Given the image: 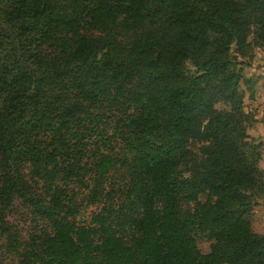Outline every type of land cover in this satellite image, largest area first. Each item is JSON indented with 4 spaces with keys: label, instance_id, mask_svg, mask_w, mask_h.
<instances>
[{
    "label": "trees",
    "instance_id": "16d2710c",
    "mask_svg": "<svg viewBox=\"0 0 264 264\" xmlns=\"http://www.w3.org/2000/svg\"><path fill=\"white\" fill-rule=\"evenodd\" d=\"M263 44L264 0H0L8 253L19 264H264L251 227L264 172L238 60ZM18 210L36 230L24 247Z\"/></svg>",
    "mask_w": 264,
    "mask_h": 264
},
{
    "label": "rangeland",
    "instance_id": "374dc122",
    "mask_svg": "<svg viewBox=\"0 0 264 264\" xmlns=\"http://www.w3.org/2000/svg\"><path fill=\"white\" fill-rule=\"evenodd\" d=\"M259 53V54H257ZM232 54L237 56V49L232 47ZM257 58L259 59L257 63ZM240 62H243L245 66L242 67L243 77L247 80H251V84H242L241 88L245 94L244 105L245 112L251 113L254 117V122L248 126V134L250 139L248 140L251 146H255L261 154V160L259 162V168L264 172V101L260 104L255 99V95L260 92L264 96V44L260 48H256L253 53V59L238 57ZM251 103V105H250ZM258 106L252 112L246 108L252 105ZM218 108H223L219 105ZM204 200V198H202ZM258 205L253 208L251 215V227L253 232L264 235V195H260ZM91 211V210H90ZM10 223L15 229L18 242L27 246L30 244L31 237L34 235L35 227L27 220L22 210L14 212L10 217ZM212 242L205 237H200L197 240V248L201 254H208ZM8 242L3 237H0V263L1 264H19L16 256L8 253Z\"/></svg>",
    "mask_w": 264,
    "mask_h": 264
},
{
    "label": "crops",
    "instance_id": "0c3cea01",
    "mask_svg": "<svg viewBox=\"0 0 264 264\" xmlns=\"http://www.w3.org/2000/svg\"><path fill=\"white\" fill-rule=\"evenodd\" d=\"M257 54H259V53H257ZM258 60H259V59L257 58V63L259 62ZM255 99H257V102L261 104V103L264 101V96H263L260 92H258L257 95H255ZM250 105H251V103H250ZM256 105H257V104H256ZM256 105L253 104V105L250 106L249 108L247 107V108H246V111L249 110V111L252 112L254 109H256V108L258 107V106H256Z\"/></svg>",
    "mask_w": 264,
    "mask_h": 264
}]
</instances>
